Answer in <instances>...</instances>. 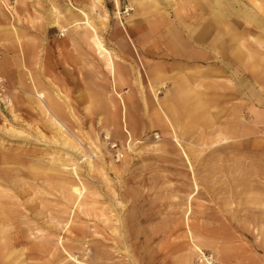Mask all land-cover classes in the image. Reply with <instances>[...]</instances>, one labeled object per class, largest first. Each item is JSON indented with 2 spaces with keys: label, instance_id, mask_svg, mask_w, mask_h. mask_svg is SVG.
I'll list each match as a JSON object with an SVG mask.
<instances>
[{
  "label": "rangeland",
  "instance_id": "374dc122",
  "mask_svg": "<svg viewBox=\"0 0 264 264\" xmlns=\"http://www.w3.org/2000/svg\"><path fill=\"white\" fill-rule=\"evenodd\" d=\"M0 264H264V0H0Z\"/></svg>",
  "mask_w": 264,
  "mask_h": 264
},
{
  "label": "bare ground",
  "instance_id": "6f19581e",
  "mask_svg": "<svg viewBox=\"0 0 264 264\" xmlns=\"http://www.w3.org/2000/svg\"><path fill=\"white\" fill-rule=\"evenodd\" d=\"M94 4V3H93ZM93 9V8H92ZM58 21V19H56V18H54V20H53V23H56ZM74 166V165H73ZM73 166H71V167H73ZM69 189H71V188H69ZM70 192V191H69ZM71 192H74V193H76L77 195H80V190H79V188H77L76 186H74L72 189H71ZM71 196H72V194H71ZM121 205V204H120ZM190 208V207H189ZM71 211V210H70ZM187 213V212H186ZM69 221V220H68ZM58 239V238H57ZM201 256L203 257L204 256V254L202 253L201 254ZM206 260H207V258H205Z\"/></svg>",
  "mask_w": 264,
  "mask_h": 264
}]
</instances>
